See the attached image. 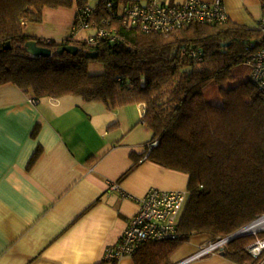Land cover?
I'll return each instance as SVG.
<instances>
[{
	"label": "trees",
	"instance_id": "1",
	"mask_svg": "<svg viewBox=\"0 0 264 264\" xmlns=\"http://www.w3.org/2000/svg\"><path fill=\"white\" fill-rule=\"evenodd\" d=\"M111 1L115 6L120 2L98 1L97 23L113 18ZM73 6L74 0H0V85L13 83L35 99L73 95L102 101L109 109L145 105L142 121L152 131L150 143L158 141L145 155L187 174L189 199L177 237L143 243L132 255L135 264H174V254L193 237L211 242L261 217L264 97L250 79L223 86L234 80V65L245 63L255 50L257 45L251 44L258 40L259 30L228 19L224 24L193 23L144 33L114 19L118 41L96 47L88 46L85 38L46 42L26 33V23L43 21L45 8ZM29 40L51 47L53 55H32L26 48ZM65 44H77L80 50L59 53ZM192 48H201L204 58L191 57ZM90 50L98 56L88 57ZM92 61L101 62L103 72L91 74ZM210 82L219 86L220 104L206 99ZM131 157L133 164L120 180L139 164L134 152ZM258 239H264V231L234 238L224 248L225 256L239 264H264V253L255 258L248 250Z\"/></svg>",
	"mask_w": 264,
	"mask_h": 264
},
{
	"label": "crops",
	"instance_id": "2",
	"mask_svg": "<svg viewBox=\"0 0 264 264\" xmlns=\"http://www.w3.org/2000/svg\"><path fill=\"white\" fill-rule=\"evenodd\" d=\"M223 2L232 22L257 28L264 17L263 0ZM80 6L74 0L69 23L39 29L28 22L26 33L62 41ZM32 99L13 83L0 85V264H135L132 256L106 261V248L118 244L151 187L187 189L188 183L187 174L145 155L152 138L142 121L145 105L109 109L73 95ZM133 152L139 164L120 180ZM187 244L179 263L204 245L197 236ZM200 257L197 264H239L221 252Z\"/></svg>",
	"mask_w": 264,
	"mask_h": 264
},
{
	"label": "built area",
	"instance_id": "3",
	"mask_svg": "<svg viewBox=\"0 0 264 264\" xmlns=\"http://www.w3.org/2000/svg\"><path fill=\"white\" fill-rule=\"evenodd\" d=\"M108 6L113 10V18L103 19L104 25L97 23L94 18L95 6L89 3L80 6L70 37L78 39L81 32L88 31L85 38L88 46L96 47L105 41L114 43L119 37L118 29L113 25L114 19L144 33L167 32L193 23L224 24L229 19L223 0L211 2L184 0L182 3L162 0H130L124 3L119 2L117 6L111 1ZM257 29L260 36L256 43L251 44V47L257 45L258 48L255 47L245 63L251 66L250 81L264 97V17L260 19ZM44 41L50 42L51 39L44 38ZM189 55L194 59L202 60L204 51L201 48H192L189 50ZM39 99L33 98L32 100L37 103ZM157 144V140L151 142L149 150ZM110 184L111 187H118L117 183L111 182ZM188 199V189L151 187L143 197L139 198L141 208L129 220L118 244L109 245L106 248L104 259L119 262L126 256H132L145 242L177 237L181 214ZM229 241L230 235L204 243L199 252L188 262L208 252H221ZM248 250L253 257H260L264 252V239H258L249 245Z\"/></svg>",
	"mask_w": 264,
	"mask_h": 264
},
{
	"label": "rangeland",
	"instance_id": "4",
	"mask_svg": "<svg viewBox=\"0 0 264 264\" xmlns=\"http://www.w3.org/2000/svg\"><path fill=\"white\" fill-rule=\"evenodd\" d=\"M96 1L97 0H90L89 4L93 6L96 3ZM46 13H47V20H46L45 24L41 25L38 22V23H34L32 25L38 27L39 29H45V28L48 29L50 26H52L56 22L61 23L63 25L66 24V23H69L71 18H72V12H71V10L69 8H59V9L47 8ZM29 29H30V26L29 25L28 26L25 25V31L29 32ZM88 33H89L88 31L81 32L80 36L82 38H86ZM103 70H104V66H103V64L101 62L92 61L90 63L89 71H90L91 74H98V73L103 72ZM232 70H233V74H234V80L225 83L223 85L225 88H230V86H233L235 84H238L240 82H243V81H246V80L250 79V76H251V66H250V64H248V63H239V64L234 65ZM205 96H206V99L209 102L213 103V104H220L222 102V97H221V95L219 93V86L217 84H215L214 82H210L205 87ZM135 105H137V104H135ZM140 118H141V116L138 117L137 121L139 120V122H140ZM139 125H143V124L139 123ZM144 129H145V126H144ZM151 137H152V133L150 132L149 139ZM263 231H264V223L257 230L248 231V232H252V233H249V234H257V233H260V232H263ZM244 233H246V232H244ZM243 235H247V234H242L240 236H243ZM240 236H238V237H240ZM191 243H193V242H191ZM186 245H188V244L187 243L183 244L180 247V249L174 254V256H173V261L175 262L174 264H177V263H179L181 261V260L179 261V258H181L180 257L181 255H183L182 253H183L184 249H186V247H187ZM212 254H213L212 252H208L206 255H203L202 257H203V259H206V258L210 257ZM188 258H190V257H188ZM197 259L198 258L192 259L191 261H189V264H197Z\"/></svg>",
	"mask_w": 264,
	"mask_h": 264
},
{
	"label": "water",
	"instance_id": "5",
	"mask_svg": "<svg viewBox=\"0 0 264 264\" xmlns=\"http://www.w3.org/2000/svg\"><path fill=\"white\" fill-rule=\"evenodd\" d=\"M9 45H10V42H8L6 47H9ZM26 48H27L29 53H31L32 55H35V56L50 57L53 55V49L51 47L40 45L36 40L27 41ZM79 50H80V47L77 44H65V45L59 46V48L57 49V51L59 53H62L64 51H68V52H71L73 54L78 53ZM98 53L99 52L96 50H90V51H87L86 55L88 57L94 58V57L98 56ZM262 217H264V215H262L259 218H262ZM259 218H257L256 220H258ZM256 220H254V221H256ZM253 222H251V223H253ZM243 228L244 227H242L239 230L235 231L234 233L230 234V240H233L234 238H236L242 234L252 233V232H246V233L241 232L243 230ZM221 254L225 255V251L222 250ZM187 263H188V261L183 262V263H177V264H187Z\"/></svg>",
	"mask_w": 264,
	"mask_h": 264
},
{
	"label": "bare ground",
	"instance_id": "6",
	"mask_svg": "<svg viewBox=\"0 0 264 264\" xmlns=\"http://www.w3.org/2000/svg\"><path fill=\"white\" fill-rule=\"evenodd\" d=\"M263 223H264V217L259 218L258 220L254 221L253 223H251V224L247 225L246 227H244L241 232H248V231L257 230L258 228H260L263 225Z\"/></svg>",
	"mask_w": 264,
	"mask_h": 264
}]
</instances>
